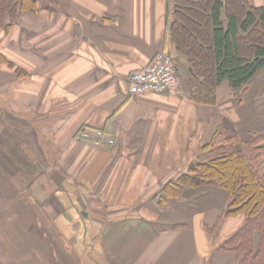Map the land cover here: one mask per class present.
I'll return each instance as SVG.
<instances>
[{
  "label": "crops",
  "instance_id": "crops-1",
  "mask_svg": "<svg viewBox=\"0 0 264 264\" xmlns=\"http://www.w3.org/2000/svg\"><path fill=\"white\" fill-rule=\"evenodd\" d=\"M43 5L7 35L0 29V53L14 66H0V264H69L74 224L73 237L90 239L105 264H237L219 246L243 218L219 223L222 189L156 199L217 130L264 134V72L243 91L224 81L216 104H196L170 38L173 0ZM162 51L176 59L177 90L129 96L127 76ZM82 128L103 130L114 145L74 141Z\"/></svg>",
  "mask_w": 264,
  "mask_h": 264
},
{
  "label": "trees",
  "instance_id": "trees-1",
  "mask_svg": "<svg viewBox=\"0 0 264 264\" xmlns=\"http://www.w3.org/2000/svg\"><path fill=\"white\" fill-rule=\"evenodd\" d=\"M170 38L177 55L186 59L189 98L216 104L224 81L243 91L264 72V4L247 0H173ZM39 11L37 0H0V29L7 35L23 13ZM13 64L0 53V66ZM19 77L24 72L15 68ZM211 186L226 193L225 218L241 216L242 224L220 244L235 254L237 264H264V134L240 140L226 129L216 131L200 149L197 161L164 184L156 204L163 206L185 189ZM215 227L208 230L211 235Z\"/></svg>",
  "mask_w": 264,
  "mask_h": 264
},
{
  "label": "built area",
  "instance_id": "built-area-1",
  "mask_svg": "<svg viewBox=\"0 0 264 264\" xmlns=\"http://www.w3.org/2000/svg\"><path fill=\"white\" fill-rule=\"evenodd\" d=\"M127 82V93L131 97L175 92L180 83L176 59L167 51L158 52L148 65L130 73ZM73 140L89 143L95 148L114 145V139L100 129H79L74 133Z\"/></svg>",
  "mask_w": 264,
  "mask_h": 264
},
{
  "label": "rangeland",
  "instance_id": "rangeland-1",
  "mask_svg": "<svg viewBox=\"0 0 264 264\" xmlns=\"http://www.w3.org/2000/svg\"><path fill=\"white\" fill-rule=\"evenodd\" d=\"M40 1L41 2L38 3V7L40 6V7H43V9H44V7H45L43 5L44 0L43 1L40 0ZM195 161H197V160H195ZM74 214L76 215V219H77L76 222H78L79 220L82 221V217L80 215V212H77V213L74 212ZM82 227H84V226H82ZM68 230H69L68 236L70 237L72 235V237H70L71 239L68 240L69 241L68 242V250H70L69 251V264H105L104 260H102L99 257L98 253H96L93 250L92 242L90 241V239L87 238L81 243V242H77L76 238L73 237V235L76 234L77 230H79V225L74 224L73 226H69ZM78 234H79L80 239H81L82 233L80 234V232H79Z\"/></svg>",
  "mask_w": 264,
  "mask_h": 264
},
{
  "label": "water",
  "instance_id": "water-1",
  "mask_svg": "<svg viewBox=\"0 0 264 264\" xmlns=\"http://www.w3.org/2000/svg\"><path fill=\"white\" fill-rule=\"evenodd\" d=\"M190 70V69H189Z\"/></svg>",
  "mask_w": 264,
  "mask_h": 264
}]
</instances>
